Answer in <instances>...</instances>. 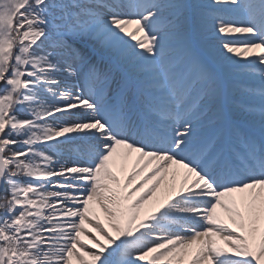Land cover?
I'll return each instance as SVG.
<instances>
[{
	"label": "snow or ice",
	"instance_id": "6c2138e0",
	"mask_svg": "<svg viewBox=\"0 0 264 264\" xmlns=\"http://www.w3.org/2000/svg\"><path fill=\"white\" fill-rule=\"evenodd\" d=\"M0 264H264V0H0Z\"/></svg>",
	"mask_w": 264,
	"mask_h": 264
}]
</instances>
